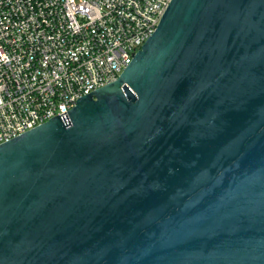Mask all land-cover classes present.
I'll list each match as a JSON object with an SVG mask.
<instances>
[{"label":"water","instance_id":"95a60500","mask_svg":"<svg viewBox=\"0 0 264 264\" xmlns=\"http://www.w3.org/2000/svg\"><path fill=\"white\" fill-rule=\"evenodd\" d=\"M0 264H264V0H172L115 82L0 144Z\"/></svg>","mask_w":264,"mask_h":264},{"label":"built area","instance_id":"2783aa9c","mask_svg":"<svg viewBox=\"0 0 264 264\" xmlns=\"http://www.w3.org/2000/svg\"><path fill=\"white\" fill-rule=\"evenodd\" d=\"M172 0H0V144L115 82Z\"/></svg>","mask_w":264,"mask_h":264}]
</instances>
